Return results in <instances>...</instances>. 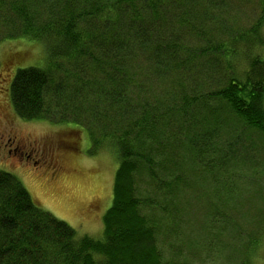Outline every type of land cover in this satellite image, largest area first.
Masks as SVG:
<instances>
[{
	"label": "trees",
	"instance_id": "trees-1",
	"mask_svg": "<svg viewBox=\"0 0 264 264\" xmlns=\"http://www.w3.org/2000/svg\"><path fill=\"white\" fill-rule=\"evenodd\" d=\"M233 3L0 0V41H7L13 16L11 28L47 50L42 66H16L10 86L15 113L42 120L48 109L63 108L62 120L92 122L86 132L94 146L106 145L119 162L102 239L80 236L40 206L17 176L0 170V264H165L157 227L141 213L151 200L137 195L141 170L152 174L155 144L157 155L173 151L170 161H158L170 163L162 174L169 180L154 186L170 197L185 179L173 168L178 147L205 148L211 127L223 125L226 109H215L212 100L264 132V0L254 24L223 30L217 6ZM61 71L57 82L54 72ZM164 211L172 220V211ZM250 258L242 264H253Z\"/></svg>",
	"mask_w": 264,
	"mask_h": 264
},
{
	"label": "rangeland",
	"instance_id": "rangeland-1",
	"mask_svg": "<svg viewBox=\"0 0 264 264\" xmlns=\"http://www.w3.org/2000/svg\"><path fill=\"white\" fill-rule=\"evenodd\" d=\"M232 1L217 6L224 12L219 24L223 30L231 25L247 28L261 16L260 0ZM9 17L7 41H0V170L17 176L40 206L80 236L102 239L103 217L113 202L117 156L106 145L94 146L86 132L92 122L62 120L63 108L48 109L42 120H24L15 113L10 86L16 66H42L47 50L43 42L11 28L17 21ZM262 31L264 35V26ZM61 73L54 72L57 82ZM60 89L59 83L51 92ZM210 103L226 109L223 125L219 131L211 127L205 148L178 147L179 163L173 168L185 179L170 197L154 186L169 180L162 174L170 163L158 161H170L173 151L157 155L161 147L155 144L152 174L142 169L136 179L138 197L151 200L141 204V213L157 227L165 264H242L249 255L253 264H264V132L245 124L219 98ZM164 207L172 211V220Z\"/></svg>",
	"mask_w": 264,
	"mask_h": 264
},
{
	"label": "flooded vegetation",
	"instance_id": "flooded-vegetation-1",
	"mask_svg": "<svg viewBox=\"0 0 264 264\" xmlns=\"http://www.w3.org/2000/svg\"><path fill=\"white\" fill-rule=\"evenodd\" d=\"M17 151V150H16ZM21 156H22V159L25 157V155L24 154H21ZM26 159L28 160V161H30L31 160V156L30 155H27L26 156ZM37 163V162H36Z\"/></svg>",
	"mask_w": 264,
	"mask_h": 264
}]
</instances>
